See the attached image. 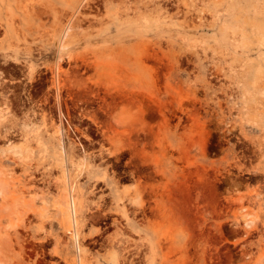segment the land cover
Wrapping results in <instances>:
<instances>
[{
  "label": "rangeland",
  "instance_id": "374dc122",
  "mask_svg": "<svg viewBox=\"0 0 264 264\" xmlns=\"http://www.w3.org/2000/svg\"><path fill=\"white\" fill-rule=\"evenodd\" d=\"M0 264H264V0H0Z\"/></svg>",
  "mask_w": 264,
  "mask_h": 264
},
{
  "label": "bare ground",
  "instance_id": "6f19581e",
  "mask_svg": "<svg viewBox=\"0 0 264 264\" xmlns=\"http://www.w3.org/2000/svg\"><path fill=\"white\" fill-rule=\"evenodd\" d=\"M56 95V94H55ZM53 97V96H52ZM60 97V96H59ZM46 99V98H45ZM44 99V100H45ZM56 99V98H55ZM47 100H49V98L47 99ZM54 101V100H53ZM56 101H57V99H56ZM46 104V103H45ZM47 104H49V103H47ZM46 104V105H47ZM60 104V103H59ZM45 105V106H46ZM54 105V104H53ZM58 105V104H57ZM47 107V106H46ZM49 107V106H48ZM59 106H57L56 108H58ZM65 209H64V211H62V213H67V214H69V216H71L72 215V213H73V206H72V202L70 203L69 201H67V203H66V207H64ZM60 211V210H59ZM71 220V219H70ZM68 233L70 232L71 234H72V229H69L68 231H67ZM73 235V234H72Z\"/></svg>",
  "mask_w": 264,
  "mask_h": 264
}]
</instances>
